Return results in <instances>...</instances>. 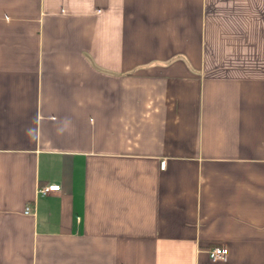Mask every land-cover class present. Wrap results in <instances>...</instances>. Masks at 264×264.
Here are the masks:
<instances>
[{"label": "crops", "instance_id": "obj_1", "mask_svg": "<svg viewBox=\"0 0 264 264\" xmlns=\"http://www.w3.org/2000/svg\"><path fill=\"white\" fill-rule=\"evenodd\" d=\"M0 264H264V0H0Z\"/></svg>", "mask_w": 264, "mask_h": 264}, {"label": "built area", "instance_id": "obj_2", "mask_svg": "<svg viewBox=\"0 0 264 264\" xmlns=\"http://www.w3.org/2000/svg\"><path fill=\"white\" fill-rule=\"evenodd\" d=\"M164 166V162H161V167ZM60 191V185L52 184L48 186H41L38 188L37 193L41 195H47L51 192ZM25 214H31V208L27 206L24 210ZM208 257L212 262L225 261L228 257V248L226 245H214L207 250Z\"/></svg>", "mask_w": 264, "mask_h": 264}]
</instances>
